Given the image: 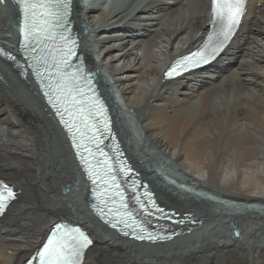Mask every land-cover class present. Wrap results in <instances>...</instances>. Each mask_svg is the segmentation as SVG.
Returning <instances> with one entry per match:
<instances>
[{
  "label": "bare ground",
  "instance_id": "bare-ground-1",
  "mask_svg": "<svg viewBox=\"0 0 264 264\" xmlns=\"http://www.w3.org/2000/svg\"><path fill=\"white\" fill-rule=\"evenodd\" d=\"M86 1L73 0L75 29L102 91L117 107L115 126L128 156L143 179L152 180L160 204L190 213L195 223L170 242L149 244L100 224L66 134L32 78H21L13 62L0 57V177L21 189L0 218V264H21L60 219L86 226L95 237L84 264H264V212L231 208L230 223L219 213L225 207L160 176L178 175L212 199L259 204L264 211V0L250 1L238 37L216 63L168 81L165 66L208 29L207 0H128L111 13L97 6L108 0ZM7 3L0 4V45L13 49L18 12Z\"/></svg>",
  "mask_w": 264,
  "mask_h": 264
},
{
  "label": "snow or ice",
  "instance_id": "snow-or-ice-1",
  "mask_svg": "<svg viewBox=\"0 0 264 264\" xmlns=\"http://www.w3.org/2000/svg\"><path fill=\"white\" fill-rule=\"evenodd\" d=\"M16 3L21 13L20 31L26 40L31 39L37 46L30 48L27 44L23 45L37 68L36 75L44 78L39 71L40 68L44 69V73H50L52 69L56 70L55 83L51 82L53 79L51 75L47 77L49 82L46 84L48 91L45 95L48 96L63 124L72 134V144L85 166L88 178L94 185L97 182L100 183L103 190L97 198L105 208L109 204L113 205L117 223L143 231V221H138L134 210L129 209L126 194L115 175L116 169L111 163V158L100 147L103 134L100 132L99 121L96 117L103 116V103L98 96L88 94L92 89L88 87L89 82L81 75L79 69L72 73L63 71L64 68L70 66L67 58L74 54L75 46V41L70 40V35H64L65 32H69L66 27L68 23L66 18L70 15L71 0H16ZM245 7L246 0H211L212 22L218 28L216 47L211 48L207 55L196 51L185 56L183 63L173 65L166 76L181 74L178 68L191 71L214 61L240 24L245 14ZM61 29L62 31H58ZM57 37L64 43L65 48L49 50V42L55 41ZM70 44L72 46H69ZM37 48L41 55H34ZM53 52H59V58ZM65 115L68 116L66 120L63 119ZM105 128H107V122H105ZM120 171L123 173L125 168L122 166ZM96 191L94 187L93 193L95 194ZM132 191L136 193L135 180L132 181ZM145 195L149 197L151 206L156 212H164V209L152 199L151 193ZM16 196L17 193L11 186L0 181V214L4 213ZM135 200L146 214L145 219L147 215L155 214L150 212L148 205L140 199L139 195L135 196ZM117 202L119 206L115 207ZM112 211L113 209H109V212ZM56 227L57 231L47 238L42 250L38 252L41 264H79L83 250L92 245L93 240L79 227L73 228L65 225ZM149 238H152L150 233Z\"/></svg>",
  "mask_w": 264,
  "mask_h": 264
},
{
  "label": "water",
  "instance_id": "water-1",
  "mask_svg": "<svg viewBox=\"0 0 264 264\" xmlns=\"http://www.w3.org/2000/svg\"><path fill=\"white\" fill-rule=\"evenodd\" d=\"M69 186L63 187V193H67ZM235 233L238 235L240 233L239 230H235Z\"/></svg>",
  "mask_w": 264,
  "mask_h": 264
},
{
  "label": "rangeland",
  "instance_id": "rangeland-1",
  "mask_svg": "<svg viewBox=\"0 0 264 264\" xmlns=\"http://www.w3.org/2000/svg\"><path fill=\"white\" fill-rule=\"evenodd\" d=\"M94 55H95V53H94ZM153 149H154V151H153L154 153H155V152H157L156 148H153ZM153 149H152V150H153ZM155 150H156V151H155ZM158 152H159V151H158ZM160 156H161L162 158H165V156H164L163 154H160ZM163 156H164V157H163ZM165 162H166V163H169V161H168V162H167V161H165ZM165 176H166V175H165ZM21 214L23 215V214H24V212H23V213H21ZM30 222L32 223V220H31Z\"/></svg>",
  "mask_w": 264,
  "mask_h": 264
}]
</instances>
